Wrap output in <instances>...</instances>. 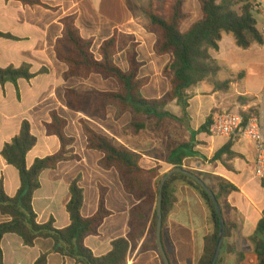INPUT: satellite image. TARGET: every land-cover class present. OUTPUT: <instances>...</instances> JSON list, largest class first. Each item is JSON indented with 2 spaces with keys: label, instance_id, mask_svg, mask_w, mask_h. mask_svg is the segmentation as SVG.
Instances as JSON below:
<instances>
[{
  "label": "crops",
  "instance_id": "1",
  "mask_svg": "<svg viewBox=\"0 0 264 264\" xmlns=\"http://www.w3.org/2000/svg\"><path fill=\"white\" fill-rule=\"evenodd\" d=\"M196 1L199 8V0ZM258 1L261 3L259 14L264 20V0ZM42 4L26 6L16 1L0 0V32L12 36L0 38V68L29 65L35 74L32 80H20L17 85L0 83V185H3L9 197H14L21 186L18 170L9 165L1 153L4 146L19 134L25 121L30 123L32 133L38 139L37 146L27 155L28 167L36 159L59 151L60 141L57 137L47 136L45 129V125L51 121V113L57 111L68 121V132L77 138L74 149L81 160L62 163L57 170L42 173L41 188L33 199L37 221L44 224L53 218L57 229L70 225L67 213V204L71 199L70 185L79 175L82 176L80 185L85 195L81 213L84 218L92 217L99 209L98 181L101 180L109 190L106 207L111 214L105 219L100 234L87 237L85 245L95 256L102 257L111 252L113 241L126 238L131 232V209L137 202L125 192L114 169L106 171L99 167L100 155L87 149L86 137L79 124V120L85 116L70 111L64 97L67 89L106 92L116 90L117 85L111 79L98 80V76L85 81L66 79L68 68L58 60L54 47L62 36L61 20L71 15L77 16L81 35L85 39H94L97 48L116 30L138 36L135 27L141 26L137 23V6L134 0H42ZM139 8L142 11L145 6ZM228 38L232 39L233 44L228 42L224 47ZM232 45H235L233 37L226 35L220 43V52L213 54L225 69L220 79L232 80L231 91L214 93L210 86L195 88L189 101V123L182 127L188 131L187 144L192 152L185 159L184 167L188 162V169L199 173L208 184L210 179L223 178L238 190L228 196L229 208L223 215L224 219L239 226L238 231L234 232L233 241L241 251L243 244H247L248 238L255 233L264 212V181L255 176L254 143L235 140L231 149L236 154L235 158L229 159L223 155L220 160H213L230 140L211 137L209 133L200 131L212 112L230 111V99L236 98V112L259 108L258 96L264 89V46H254L240 52V48L236 45L233 48ZM168 61L169 57L164 64ZM122 68L127 70L128 64ZM112 136L118 142L126 143L120 137ZM159 163L154 157L143 155L140 164L145 169H152ZM165 165L173 167L167 163ZM176 195L177 203L163 221L164 249L171 264H197L203 253L204 239L213 231L210 214L204 201L190 187L178 185ZM8 220L0 215V224ZM151 226L152 218L146 225L144 235L130 249L127 264H164L158 249L144 250V246L152 241ZM52 247L50 240H39L34 247H26L22 239L13 234L5 235L1 242L4 264H35L41 254L50 252ZM48 264L77 263L51 253Z\"/></svg>",
  "mask_w": 264,
  "mask_h": 264
},
{
  "label": "trees",
  "instance_id": "2",
  "mask_svg": "<svg viewBox=\"0 0 264 264\" xmlns=\"http://www.w3.org/2000/svg\"><path fill=\"white\" fill-rule=\"evenodd\" d=\"M4 1H16L26 6L43 5L42 0ZM185 2L186 0H164L161 4L151 0L142 10L150 21L149 30L157 37L154 53L157 56L170 58L163 69V73L169 77L170 89L161 99H148L142 93L149 83V78L140 77L142 64L138 60L137 44L129 46L132 38L116 30L113 36L104 41L94 53L92 50L94 40L82 37L77 25V16L71 15L61 20L63 32L55 44L54 51L58 60L68 67L65 78L87 80L98 75L106 80L112 79L118 85V90L109 92L96 89L89 91L67 89L64 99L70 111L85 116L79 120V124L86 137L87 149L100 155L99 167L106 171L114 169L125 192L137 202L131 209V232L126 238L113 241L111 252L102 257L95 256L85 245L87 237L100 234L105 219L111 213L106 207V195L109 190L98 182L99 209L92 217L82 216L85 195L80 185L81 175L70 185L71 199L67 204L70 225L64 229H57L53 218L47 223H38L33 199L41 188L42 173L46 170H57L62 163L81 160L74 149L77 138L68 132V121L57 111H53L50 115L51 121L45 125V129L47 136L57 137L60 141V149L56 154L38 158L31 167H28L27 155L38 144V139L33 135L28 121L22 124L19 134L2 150L4 160L18 170L21 186L14 197H9L3 185H0V215L9 219L0 224V264H4L1 242L8 234L20 237L26 247H34L39 240L53 242L51 251L42 253L35 264H48L51 253L74 260L77 264H127L130 249L144 235L146 225L151 218L152 241L144 246V250H157V202L162 167L157 165L152 169L143 168L140 164L142 160L140 152L120 144L115 138L103 133L92 120L104 118L107 109L114 107L119 115L131 112L135 117L153 118L160 123L169 119L188 121L191 91L195 88L210 86L214 93H228L232 89L231 78L220 79L225 69L213 55L220 52V43L224 36H232L235 45L242 50L264 46V34L258 29V20L255 17L257 13L255 0H199L202 18L188 31L182 32L181 24L187 18L184 11ZM0 38H12V36L0 32ZM120 51L127 53L130 65L128 71H124L116 63ZM34 77L35 74L31 72L29 65L20 68H0L2 85L7 83L17 85L20 80L30 81ZM173 103L181 109L183 114L181 118L167 110V107ZM258 112V108L240 111L247 119L257 115ZM212 114L214 112L200 128L202 133H209ZM134 126H138L139 129L146 127L144 124H134ZM232 147L233 141L230 140L215 154L213 160H220L223 155H227L229 159L235 158L236 154L231 151ZM190 149L188 144L170 146L168 157L164 162L173 168H183L185 159L192 153ZM178 185H185L194 190L208 208L213 231L204 239L203 253L197 264H211L220 233V219L208 193L198 183L180 173L174 174L165 183L163 221L177 203ZM208 186L215 193L224 213L229 208L228 196L237 192V188L223 178H215L214 183ZM238 229L237 224L226 220L225 240L217 264L242 262L244 254L233 241L234 232ZM247 245L249 251L258 257L259 264H264V212L255 233L248 238Z\"/></svg>",
  "mask_w": 264,
  "mask_h": 264
},
{
  "label": "rangeland",
  "instance_id": "3",
  "mask_svg": "<svg viewBox=\"0 0 264 264\" xmlns=\"http://www.w3.org/2000/svg\"><path fill=\"white\" fill-rule=\"evenodd\" d=\"M155 1L161 4L164 2V0H155ZM149 3H150V0H139V1L134 0V5L137 6V9H136L137 23L141 26V28L135 27V30L137 31L138 36L134 34H129L128 32L126 33L124 31H122V33L132 38L130 39L132 43H130L129 46L131 45L133 46L136 44L138 46L137 56H138L139 62L142 64V67L140 69V77L149 78V83L142 90L144 97L148 99L150 98L159 99L160 97L161 98L165 97V95L168 93L170 89L169 77L163 73V69L165 67L164 66L165 59H167V57L169 56H166V57L157 56L154 53V46L156 44L157 37L155 33L149 30L150 21L148 17L144 14V12L141 11L139 8L140 6H145L146 8L149 5ZM197 6H198V3L196 0H189L185 3L184 11L187 14V19L181 25L182 32L187 31L193 23H195L202 17V12L200 10V7L198 8ZM255 17L258 20V27L260 31L264 34L263 18L260 16L259 12L255 14ZM228 42H232L233 44L232 39L228 38L227 41L224 42L223 46L226 47ZM141 44H142V47L139 48ZM94 45H95V42H94ZM94 45H93L92 50L94 53H96L100 47L97 48V45L95 46ZM232 46H234L233 48H236L235 45H232ZM240 52H244V51L240 49ZM139 55H140V58H139ZM116 63L121 69H123L122 67H124V65L128 64V69L127 70L123 69V70L124 71L129 70L130 65L127 60L126 51L119 52V54L116 57ZM95 76H98V75H95ZM100 78L102 77L98 76V80H101ZM80 81H85V80H80ZM112 82H114L117 85V83L114 80ZM109 89H112V88H109ZM116 90H118V85H117ZM116 90H110V91H116ZM263 91H261V93L258 96L259 100L261 98V94ZM106 92H109V91H106ZM191 95L193 94L191 93ZM228 101H230V104H231L230 111L236 112V104H235L236 98L230 99ZM253 109L255 110L257 109V107H254ZM167 110H169L170 112H172L175 116L179 118H181V116L183 115L181 112V109L175 103L168 106ZM230 111H227V112H230ZM92 122L103 133L108 134L111 137H113L112 135H115L123 139V141H125L126 143L122 144L119 142L120 144L125 145L129 148H132L134 150H137L138 152L142 154V157L143 155H146V156H149V157L151 156L157 159L160 162L159 163L160 166L162 167L161 178H163L164 175H166L168 172H170L173 169V167L171 168L170 166L165 165L166 163L164 162V160L168 157L169 147L173 145L176 146V145L187 144L189 140L187 129L185 127H182V126H187V124L189 123L187 121H184L182 123L177 120L169 119V120L164 121L163 123H160L153 118L135 117L131 112L119 115L117 109L114 107H109L107 109V114L104 118H97L95 120H92ZM134 124H138V125L144 124L146 127L144 129H139L138 126H134ZM186 165L187 166L186 167L183 166V168L191 171L190 169H188V167L190 166L188 162L186 163ZM98 182L102 183L103 186L106 187V184L102 182L101 180H99ZM211 183H214V179H210L209 184Z\"/></svg>",
  "mask_w": 264,
  "mask_h": 264
},
{
  "label": "built area",
  "instance_id": "4",
  "mask_svg": "<svg viewBox=\"0 0 264 264\" xmlns=\"http://www.w3.org/2000/svg\"><path fill=\"white\" fill-rule=\"evenodd\" d=\"M255 11L261 9V3L255 0ZM264 32V28H263ZM259 112L250 118H245L240 112H215L209 135L215 138H227L231 141L248 140L254 143L256 150L255 176L264 181V91L261 94ZM244 258L240 264H259L258 257L249 251L245 243L241 249Z\"/></svg>",
  "mask_w": 264,
  "mask_h": 264
},
{
  "label": "water",
  "instance_id": "5",
  "mask_svg": "<svg viewBox=\"0 0 264 264\" xmlns=\"http://www.w3.org/2000/svg\"><path fill=\"white\" fill-rule=\"evenodd\" d=\"M176 173L184 174L191 179H193L196 183H198L209 195L210 199L212 200L216 212L220 219V233L218 237V242L216 246V250L212 259L211 264H217L218 260L220 258L225 235H226V222L223 215L222 206L219 203V201L216 199L215 193L210 189L208 184L197 174L194 172H191L189 170H186L185 168H173L170 172H168L166 175L163 176L160 186H159V196H158V202H157V230H156V243H157V249L161 256V259L164 264H171L166 251L164 249V245L162 242V227H163V189L165 186V183Z\"/></svg>",
  "mask_w": 264,
  "mask_h": 264
}]
</instances>
